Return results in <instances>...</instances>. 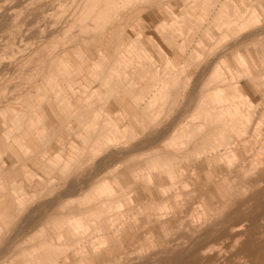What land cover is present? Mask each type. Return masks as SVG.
Listing matches in <instances>:
<instances>
[{"label":"rangeland","instance_id":"rangeland-1","mask_svg":"<svg viewBox=\"0 0 264 264\" xmlns=\"http://www.w3.org/2000/svg\"><path fill=\"white\" fill-rule=\"evenodd\" d=\"M263 20L264 0H0V264L79 256L75 219L115 231L107 264H264Z\"/></svg>","mask_w":264,"mask_h":264},{"label":"bare ground","instance_id":"bare-ground-1","mask_svg":"<svg viewBox=\"0 0 264 264\" xmlns=\"http://www.w3.org/2000/svg\"><path fill=\"white\" fill-rule=\"evenodd\" d=\"M242 1H244V0H242ZM187 2V1H186ZM200 2V1H199ZM207 2V1H206ZM217 2V1H216ZM232 2V1H231ZM187 3H189V2H187ZM190 4V3H189ZM245 4V3H244ZM250 4V3H249ZM217 5V4H216ZM248 5V4H247ZM258 5V4H257ZM209 6V5H208ZM226 6H230V5H226ZM259 6V5H258ZM214 7V6H213ZM209 8H211L210 6H209ZM240 8V7H239ZM259 8H260V6H259ZM231 9V8H230ZM229 9V10H230ZM207 11V10H206ZM209 11V10H208ZM226 11H228L227 9H226ZM225 11V12H226ZM241 11V10H240ZM244 11V10H243ZM210 12V11H209ZM208 12V13H209ZM221 12V11H220ZM10 13V12H9ZM227 14L228 13H230V11L229 12H226ZM190 14V13H189ZM197 14V13H196ZM216 17H217V15H216ZM200 18V17H199ZM211 18H212V16H211ZM219 19V18H218ZM212 20H214V18L212 19ZM221 20V19H220ZM219 21V20H218ZM264 21V20H263ZM184 22V21H183ZM258 22V21H257ZM261 22H262V20H261ZM204 23V22H203ZM239 24V23H238ZM186 26V25H185ZM183 27H184V25H183ZM192 27V26H191ZM259 27V26H258ZM205 28V27H204ZM262 28V27H261ZM260 28V29H261ZM256 29V28H255ZM258 29V28H257ZM254 30V29H253ZM252 30V31H253ZM167 31H169V30H167ZM175 31V30H174ZM227 31V30H226ZM255 31V30H254ZM177 32V31H176ZM186 32H188V30L186 31ZM196 32V31H195ZM258 32V31H257ZM256 32V33H257ZM218 33V32H217ZM252 33V32H251ZM261 33H262V31H261ZM167 34V33H166ZM197 34V33H196ZM244 34V33H243ZM258 34V33H257ZM256 34V35H257ZM208 35V34H207ZM244 35H247V34H244ZM259 35V34H258ZM168 36V35H167ZM194 36H195V34H194ZM250 36V35H249ZM165 37H166V35H165ZM205 37V36H204ZM200 38H201V36H200ZM221 38V37H220ZM224 38V37H223ZM225 38H226V36H225ZM264 38V37H263ZM262 38V39H263ZM175 39V38H174ZM227 39V38H226ZM241 39H243V38H241ZM249 39H251V38H249ZM261 39V40H262ZM191 40H192V38H191ZM232 40V39H231ZM248 40V39H247ZM171 41V40H170ZM173 41V40H172ZM176 41V40H175ZM188 41H189V39H188ZM199 41V40H198ZM197 40H196V42H198ZM238 41V40H237ZM259 41V40H258ZM218 42V41H217ZM236 42V41H235ZM234 42V43H235ZM174 43V42H173ZM239 43V42H238ZM175 44V43H174ZM189 44H190V41H189ZM231 44V43H230ZM230 44H228L229 46H230ZM156 45V44H155ZM237 45V44H236ZM157 46V45H156ZM228 46V47H229ZM233 46V45H232ZM249 46V45H248ZM155 47V46H154ZM246 47V46H245ZM226 48V47H225ZM241 48V47H240ZM143 49V48H142ZM229 49V48H228ZM259 49V48H258ZM144 50V49H143ZM226 50V49H225ZM261 50V49H260ZM259 50V51H260ZM218 51V50H217ZM101 53V52H100ZM99 53V54H100ZM160 53V52H159ZM164 53V52H163ZM183 53V52H182ZM261 53V52H260ZM219 54V53H218ZM238 54V53H237ZM163 55V54H162ZM183 55H184V53H183ZM263 55V54H262ZM214 57V56H213ZM264 57V56H263ZM211 58V57H210ZM216 58V57H215ZM234 59V58H233ZM243 60H244V58H242ZM98 60V59H97ZM208 62V61H207ZM211 62V61H210ZM243 62H245V60L243 61ZM98 63V62H97ZM121 63V62H120ZM182 63V62H181ZM214 63V62H213ZM231 63H233V62H231ZM99 64V63H98ZM117 64V63H116ZM95 65H96V63H95ZM211 65V64H210ZM232 65V64H231ZM97 66V65H96ZM123 66V65H122ZM152 66V65H151ZM212 66V65H211ZM248 67V66H247ZM127 68V67H126ZM125 69V68H124ZM124 69H123V71H124ZM168 69H170L169 67H168ZM211 69V68H210ZM231 70V69H230ZM122 71V70H121ZM207 71V70H206ZM240 71V70H239ZM112 72H114V71H112ZM235 72V71H234ZM121 73V72H120ZM178 73V72H177ZM206 73V72H205ZM236 73V72H235ZM122 74V73H121ZM203 74V73H202ZM31 75V74H30ZM125 76V75H124ZM244 76V75H243ZM139 77V76H138ZM123 78V77H122ZM128 79V78H127ZM252 79V78H251ZM61 80V79H60ZM68 80V79H67ZM132 80V79H131ZM66 81V80H65ZM69 83H71V82H69ZM148 83H150V82H148ZM211 83V82H210ZM57 85V84H56ZM148 85V84H147ZM146 85V86H147ZM239 85V84H238ZM257 85V87H259V85H260V83L259 84H256ZM264 85V84H263ZM261 86V85H260ZM143 87H144V85H143ZM149 87H152L151 85H149ZM154 87V86H153ZM152 87V88H153ZM155 87H157L156 85H155ZM154 87V89H159L158 87L157 88H155ZM195 87H197V86H195ZM125 88H123V90H124ZM133 89V88H132ZM138 89H139V87H138ZM140 89H141V87H140ZM147 89H151V88H148L147 87ZM109 90V89H108ZM142 90V89H141ZM146 90V89H145ZM58 91H60V90H58ZM128 91H129V88H128ZM126 89H125V92L127 93L128 92ZM147 91V90H146ZM214 91V90H213ZM252 91V90H251ZM110 92H111V90H110ZM124 92V91H123ZM116 93H118V92H116ZM116 93H115V96H116ZM147 94V93H146ZM256 94V93H255ZM254 94V95H255ZM65 95V94H64ZM73 95V94H72ZM133 96V95H132ZM207 96V95H206ZM117 97V96H116ZM105 98H106V96H105ZM174 98V97H173ZM175 99H176V97L174 98V101H175ZM116 100H118L117 98H116ZM161 100V99H160ZM218 100V99H217ZM220 100V99H219ZM253 100H255L254 98H253ZM119 101V100H118ZM104 102V101H103ZM209 102V101H208ZM215 102H218V103H220L219 101H215ZM52 104H53V102H51ZM61 103H63V102H61ZM119 103H121L120 101H119ZM199 103V102H198ZM214 102H212V104H213ZM49 104H50V102H49ZM89 104V103H88ZM217 104V103H216ZM151 105V104H150ZM207 105V104H206ZM219 105V104H218ZM249 105V104H248ZM264 105V104H263ZM94 106V105H93ZM101 106V105H100ZM201 106V105H200ZM204 106H205V104H204ZM220 106H221V104H220ZM239 106V105H238ZM241 106V105H240ZM249 106H252V105H249ZM102 107V106H101ZM183 107V106H182ZM196 107V106H195ZM214 107V106H213ZM255 107H256V105H255ZM240 110H242L240 107H238ZM88 109V108H87ZM87 109H85V110H87ZM100 110V109H99ZM145 110V109H144ZM253 111V110H252ZM252 111H251V113H252ZM83 112V111H82ZM86 112V111H85ZM99 112V111H98ZM127 112V111H126ZM87 113V116H89V114H88V111L86 112ZM86 113H85V115H84V117L86 116ZM145 113V112H144ZM79 114H81V113H79ZM101 113H99V115H100ZM124 114H125V112H124ZM145 114H147V113H145ZM119 115V114H118ZM183 115V114H182ZM211 115H213V114H211ZM236 114H234L233 113V116H235ZM87 116L85 117L86 119H87ZM147 116V115H146ZM237 117H239V116H237ZM134 118V117H133ZM174 118V117H173ZM183 118V117H182ZM85 119V120H86ZM130 119V118H129ZM131 119H132V117H131ZM130 119V120H131ZM264 119V118H263ZM134 120V119H133ZM133 120H132V122H133ZM262 120V119H261ZM236 122H237V120H235ZM238 121H242V119H241V117H239V120ZM195 123H196V121H194ZM79 123V122H78ZM179 124V123H178ZM181 125V124H180ZM199 125H195V127L193 126V128H195V130H196V128H197V132H198V128H200L201 126H203V124L201 123V125H200V127H198ZM188 127V126H187ZM191 128H192V126H190ZM113 129H115V128H113ZM190 129V128H189ZM202 129H203V127H202ZM182 130V129H181ZM184 130H186V129H184ZM183 130V131H184ZM200 130V129H199ZM115 131H116V129H115ZM114 131V133H116ZM194 131V130H193ZM181 133H182V131H181ZM184 133V132H183ZM193 133V132H192ZM185 135V134H184ZM119 136V135H118ZM213 140H216L217 141V143L218 142H221V143H223V145H225L224 143H226V142H228L232 137H231V135H230V133H225V132H222V133H219L218 135H215V136H211V134L209 135ZM102 137V136H101ZM207 140V139H206ZM209 140V139H208ZM219 140V141H218ZM187 141H189V140H187ZM187 141H185V144L187 145L188 143H187ZM210 141H212L211 139H210ZM213 142V141H212ZM211 142V143H212ZM215 142V141H214ZM230 143V142H229ZM105 144V143H104ZM213 144V143H212ZM227 144V143H226ZM177 145V144H176ZM228 145V144H227ZM94 146V145H93ZM206 146V145H205ZM206 147H208V146H206ZM211 147V146H210ZM229 147V146H228ZM181 149V148H180ZM197 149V148H196ZM176 150V149H175ZM198 150V149H197ZM196 154V153H195ZM218 159V158H217ZM225 159V158H224ZM222 163L224 162V161H221ZM221 163V164H222ZM224 168V167H223ZM117 184V183H116ZM108 185V184H107ZM118 185V184H117ZM113 189V188H112ZM164 192V191H163ZM118 193V192H117ZM193 193V192H192ZM145 194V193H144ZM121 195V194H120ZM148 195V194H147ZM114 197V196H113ZM142 197V196H141ZM199 197V196H198ZM117 199V198H116ZM199 199V198H198ZM198 199H195V200H198ZM126 200V202H125V204H128V203H130V202H132L133 201V198L132 197H130V196H128V198L127 199H125ZM144 200V199H143ZM114 204H116V203H114ZM123 204V203H122ZM120 202H118V205H122ZM118 205H115L114 207H113V209L115 208V209H117V206ZM129 206V205H128ZM162 206V208H165L166 207V205L165 204H163V205H161ZM125 211H127V209L125 210ZM110 212V211H109ZM67 221H68V218H67ZM59 225H57V226H59V227H57V228H61L62 227V223H58ZM46 225V224H45ZM74 225L76 226V228L77 229H79L81 232H83V237H84V240L82 241V248H80L82 251L81 252H78V254H79V256H76V254L72 251V245L71 244H68V245H63V246H56V248L55 249H53V247H52V244H50V246L49 247H47V251L46 252H44L45 253V256H46V254L47 255H49L50 253H54V250H56L57 252L59 251L60 253H62V255H63V258L62 259H60L61 261L58 263V264H75V262L78 260H80L79 261V263H81V264H107L106 262H107V260L109 259V256L112 254V251H115V253H116V250L118 249V246H116L115 245V242L117 241V238H115V236H114V234H115V231L113 232V231H109L107 228H105V227H103V228H101L102 226H100V229H98V230H96V231H91L89 228V226H88V224H84V223H82L81 221H79L78 219H75L74 220ZM74 229V228H73ZM113 229V228H112ZM46 231V230H45ZM117 231V230H116ZM239 231V230H238ZM41 232V231H40ZM58 233H60L61 234V232L60 231H57ZM117 233V232H116ZM239 233V232H238ZM66 234V233H65ZM242 234H244V232L242 231ZM45 235V234H44ZM169 236V235H168ZM262 236H264V235H262ZM261 236V237H262ZM237 237H239V238H241L240 236H238V234H237ZM42 239V238H41ZM44 240V239H43ZM128 240V239H127ZM167 240V239H166ZM235 242H234V244H236V243H238V239L236 238V236H235ZM65 241V240H64ZM264 241V240H263ZM72 242V241H71ZM241 243H242V241H241ZM124 245V244H123ZM72 246V247H71ZM212 247V246H211ZM210 247V248H211ZM51 248L53 249V252H50L51 251ZM125 248H126V246H125ZM212 248H214V247H212ZM223 248V247H222ZM242 248V247H241ZM243 248H245V247H243ZM243 248H242V250H243ZM35 249V248H34ZM200 249V248H199ZM216 249H218L217 247H216ZM220 249V248H219ZM264 249V248H263ZM206 250H207V248H206ZM222 250V249H221ZM194 251V250H193ZM208 251H209V249H208ZM236 251H238V249L236 250ZM257 251V250H256ZM255 251V252H256ZM189 252V251H188ZM240 252V251H239ZM43 253V252H42ZM190 253V252H189ZM260 254V253H259ZM258 254V256H260ZM26 255V254H25ZM25 255H23V256H25ZM45 256H43V257H45ZM255 256H256V254H255ZM203 257V256H202ZM205 257H207V256H205ZM40 258V257H39ZM61 258V257H60ZM207 258H209V257H207ZM202 260V259H201ZM205 260V259H204ZM245 260V259H244ZM27 261V260H26ZM25 261V262H26ZM52 261V259L51 258H44V259H42V264H47V263H50ZM56 261V260H55ZM186 261V260H185ZM184 261V259H183V262H185ZM189 262V261H188ZM224 262V261H223ZM243 262V261H242ZM246 262V261H245ZM190 263V262H189ZM195 263V262H194ZM197 263V262H196ZM200 263V262H199ZM77 264V263H76ZM179 264H180V262H179ZM246 264H247V262H246Z\"/></svg>","mask_w":264,"mask_h":264},{"label":"crops","instance_id":"crops-1","mask_svg":"<svg viewBox=\"0 0 264 264\" xmlns=\"http://www.w3.org/2000/svg\"><path fill=\"white\" fill-rule=\"evenodd\" d=\"M244 84H245V82H243V85ZM255 87H256L255 85L248 83L247 86H246V89H247V91L251 92L252 89H256ZM252 94L254 96L252 98H254V99L260 98L256 91L255 92L252 91ZM47 162H48L47 160H44L43 165H45ZM127 176H128L127 171H124L123 174L122 173L119 174V178L122 179V180H124L126 183H128L127 180H126L128 178Z\"/></svg>","mask_w":264,"mask_h":264}]
</instances>
